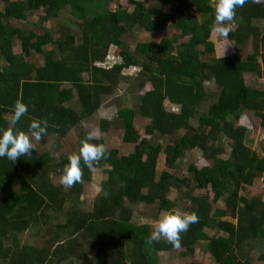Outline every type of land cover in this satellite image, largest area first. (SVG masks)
Instances as JSON below:
<instances>
[{"label":"trees","instance_id":"1","mask_svg":"<svg viewBox=\"0 0 264 264\" xmlns=\"http://www.w3.org/2000/svg\"><path fill=\"white\" fill-rule=\"evenodd\" d=\"M220 10L234 20L233 28ZM38 11L44 22L66 12L78 38L69 31L54 37L55 30L37 23L41 33L10 23L27 22ZM216 21L231 43L228 55L214 54L209 34ZM168 25L175 30L168 37L137 41L132 51L124 44L133 28L164 31ZM249 39L252 50L241 56ZM110 49L118 61L101 66ZM39 55L41 64L34 59ZM131 68L142 92L133 107L115 111L121 140L133 144L130 152L105 150L102 139L84 133L76 134L75 152L58 160L28 145L45 143L48 134H67L113 94ZM246 75L264 76V0H0V190L9 192L0 197V264H46L55 256L51 247L63 251L56 262L158 264L159 252L181 248L182 256L191 255L202 241L214 264H250L247 254L254 248L264 262V198L243 192L264 175V156L246 145L247 129L235 125L247 111L264 130V90L247 85ZM164 101L173 109L166 110ZM136 115L147 119L144 135L134 126ZM98 123L106 130L110 122ZM165 135L171 141L162 145L157 138ZM221 139L229 142L226 158ZM193 149L210 165L188 163V175L179 176L177 160ZM160 153L165 168L156 175ZM70 166L68 186L53 184L51 172L66 173ZM93 168L105 178L83 211L79 196ZM220 201L223 208L215 207ZM138 204L166 212L158 236H151L148 224L131 221ZM178 205L191 217L184 225ZM56 215L63 221L53 226ZM32 226L52 230L48 247L20 244L18 236Z\"/></svg>","mask_w":264,"mask_h":264},{"label":"rangeland","instance_id":"2","mask_svg":"<svg viewBox=\"0 0 264 264\" xmlns=\"http://www.w3.org/2000/svg\"><path fill=\"white\" fill-rule=\"evenodd\" d=\"M123 1V0H122ZM215 1V0H213ZM130 9V6L128 7ZM42 13L40 11L34 12L29 15L27 22L22 21H14L12 20L10 23L18 28L34 30L38 33H41L38 27H34L33 25H43V27L55 30L54 37H57L56 34H64L67 31L74 33L77 35V29L74 24H70L69 20L71 18L66 12L60 14V16L54 21H42ZM220 15H224L226 17L227 26L233 28L235 23L233 19H229L227 13L223 10H220ZM175 32L172 25H168L164 31H152L147 32L141 28H133L128 32L123 38L124 44L127 46L129 51H132L135 43L137 41H157L161 37H168ZM78 38V35L77 37ZM209 39L213 43L214 54L215 56H223L228 55L232 52L231 43L226 39L224 35L223 24L220 22H215L214 27L209 34ZM254 45V41L249 39L242 49L241 56L249 53L252 50V46ZM48 48V47H46ZM14 53H20L19 42H14ZM113 49H110L108 56L101 63V66L109 67L112 63L117 62L118 60L114 58ZM36 61H39L40 64L43 63V56L39 55L34 58ZM136 71V69L131 68L124 71L122 74V79L118 86L114 89L113 94L109 96H103L101 105L98 109L89 117L82 119L76 127L71 128L67 134L63 136H57L55 134H48L45 138V143H39L37 139L29 140L28 145L34 147L40 152L47 151L50 153L53 159L58 160L68 154L74 153L76 150V134L84 133L93 138H100L103 141V147L105 150L110 148H115L118 154H126L131 151L133 144L124 143L121 140L122 136V128L120 126V122L118 123L115 120V111L118 106H127L133 107L137 96L141 94L142 91H138L136 82L133 80L132 74ZM259 72L262 73V67L260 66ZM263 75V74H262ZM256 75V77L251 75H246L244 80L247 85H253L260 90H264V76ZM82 77L85 79L86 76L83 74ZM67 85H64V87ZM206 91H211L213 89V85L211 82H207L204 84ZM75 106V105H74ZM174 109L177 107L173 105ZM164 108L166 110L173 109L171 104L164 101ZM105 119L110 123L106 130H101L99 128V120ZM134 126L140 132L141 135H144L142 131L144 124L147 122L146 118H142L138 115L134 117ZM191 123L195 124V120L191 119ZM237 126H243L247 129L246 134V145L255 153L260 156H264V130L259 126V119L250 112H242L236 122ZM182 131H178L172 136H177ZM27 138V136H25ZM162 145L171 141L170 136H162L157 138ZM221 158H226L229 153V142L225 139H221ZM86 156L89 155L86 154ZM188 163H193L196 168H201L203 166H209L210 163L201 157V153L197 149H193L190 152H185L183 158L177 160L175 172L181 176L188 175L186 172V167ZM70 170L66 173H52L50 174L52 183L55 185H59L63 188H66L69 184V181L72 179V166L69 167ZM163 154L160 153L156 160V175L160 169H163ZM90 180L88 182H84L82 185V192L79 196L78 208L86 211L89 210L92 206L93 199L95 195L98 193L100 188V182L105 178V174L101 172L97 168H93L90 171ZM264 190V175L257 179L254 184L250 187H246L243 191L247 196H259L263 197ZM9 192H5L0 190V197L3 198L8 195ZM176 195L174 190H171L168 193L169 198H173ZM209 196L211 194L209 193ZM215 207L223 208V203L220 201L217 203ZM176 212L183 215V225L191 219L190 216H187L183 211V205H178ZM165 211H156V205L146 206L143 204H138L132 207V216L131 221L136 224L146 223L150 226V234L151 236H158L157 226L158 221L165 216ZM51 216H54L52 212ZM63 221L62 216L56 215L53 217L52 225L61 223ZM235 222L234 220H231ZM208 236H213L214 231L212 230H204ZM20 244H28L37 247H43L49 245V241L52 240V230H47L45 227H42L40 231H37L36 227H29L26 232L21 233L18 236ZM163 240H168V237H162ZM207 242H198L197 245L194 246L193 254L182 256L180 253L183 249H175L168 252H159L157 254L158 264H214L213 261L204 253L203 248ZM55 256L52 259V262L46 264H68V260L71 258H63L61 260L55 261V257H59L63 254V251L58 249L57 247L52 250ZM248 250V249H247ZM262 251L259 248H254L252 250H248V259L250 264H264V262H260L257 257ZM88 253L91 254L92 250L89 249ZM72 264H77V261H73Z\"/></svg>","mask_w":264,"mask_h":264}]
</instances>
